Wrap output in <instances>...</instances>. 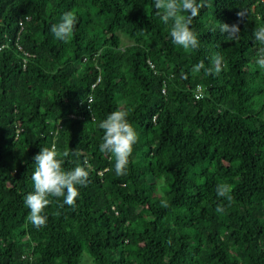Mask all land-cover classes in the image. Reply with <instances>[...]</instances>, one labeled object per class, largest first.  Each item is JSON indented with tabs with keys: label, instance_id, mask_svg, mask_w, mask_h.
<instances>
[{
	"label": "trees",
	"instance_id": "trees-1",
	"mask_svg": "<svg viewBox=\"0 0 264 264\" xmlns=\"http://www.w3.org/2000/svg\"><path fill=\"white\" fill-rule=\"evenodd\" d=\"M197 4L184 49L155 0H0V264H264V0ZM117 109L139 134L123 175L100 151ZM46 147L89 177L38 228L25 197Z\"/></svg>",
	"mask_w": 264,
	"mask_h": 264
},
{
	"label": "clouds",
	"instance_id": "clouds-1",
	"mask_svg": "<svg viewBox=\"0 0 264 264\" xmlns=\"http://www.w3.org/2000/svg\"><path fill=\"white\" fill-rule=\"evenodd\" d=\"M155 7L163 9L161 19L164 23L172 21L170 36L174 44L184 49L199 47L198 37L190 27L191 16L196 15L197 12V0H155ZM181 12H188L191 16L185 18L180 15ZM76 23L77 20L72 13H65L59 23L52 25L51 32L57 40L67 41L74 34ZM238 30L237 25L231 27L223 23L221 25V31L227 33ZM254 37L257 41L264 43V26L258 27ZM215 62L220 63L219 56ZM257 64L264 68V49L260 50ZM199 68H204V64L198 65ZM127 116L126 111L117 109L99 123V128L103 130L100 151L114 156L117 175L125 173L133 153V146L139 139L138 132ZM64 155L67 156L68 153L65 152ZM34 161L36 164L32 174L34 191L27 194L25 204L30 209L31 223L39 228L47 221L44 210L50 204L49 197H63V204L72 206L79 195V186H84L88 182L89 171L86 166H76L66 170L62 166L63 161L59 158L55 147L41 148L35 155ZM230 191L231 186L227 183L217 185L218 197L230 199ZM217 211H223V209L218 208Z\"/></svg>",
	"mask_w": 264,
	"mask_h": 264
},
{
	"label": "built area",
	"instance_id": "built-area-1",
	"mask_svg": "<svg viewBox=\"0 0 264 264\" xmlns=\"http://www.w3.org/2000/svg\"><path fill=\"white\" fill-rule=\"evenodd\" d=\"M20 50H21V48H19ZM27 56L29 55V54H26ZM93 88L95 87V84L92 86ZM165 92V91H164ZM202 97V88L201 87H199L198 89H197V92H196V98H201ZM93 102V95L91 94L90 95V97L88 98V103L90 104V103H92ZM71 118H75V116L74 115H71L70 116ZM60 127H62L61 125H60Z\"/></svg>",
	"mask_w": 264,
	"mask_h": 264
},
{
	"label": "rangeland",
	"instance_id": "rangeland-1",
	"mask_svg": "<svg viewBox=\"0 0 264 264\" xmlns=\"http://www.w3.org/2000/svg\"><path fill=\"white\" fill-rule=\"evenodd\" d=\"M122 41H123L124 45H128V44L131 43V41L127 37H125V36H122ZM85 256H88V255L85 254ZM87 264H91L89 258H88V263Z\"/></svg>",
	"mask_w": 264,
	"mask_h": 264
}]
</instances>
